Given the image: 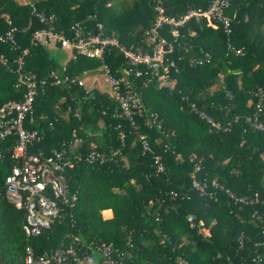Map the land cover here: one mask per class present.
I'll return each mask as SVG.
<instances>
[{"label": "trees", "instance_id": "trees-1", "mask_svg": "<svg viewBox=\"0 0 264 264\" xmlns=\"http://www.w3.org/2000/svg\"><path fill=\"white\" fill-rule=\"evenodd\" d=\"M21 1L25 0H0V34L15 28L14 39L20 47L0 43V61L6 62H0L6 68L0 74V106L23 97L24 89L14 86L17 61L22 57L24 75L36 74L47 81L33 104V123L26 125L41 136L29 152L49 155L54 149L67 150L73 166L66 176L77 201L74 208L63 206L59 221L39 236L27 237L22 228L25 211L15 208L4 193L5 177L17 165L12 157L16 139L9 136L1 141L0 263H22L27 246L40 255L72 246L80 258H87L85 264H107L97 250L105 244L119 264H180L179 259L186 264H239L255 257L264 264V131L252 127L255 117L264 124V98L257 112L255 95L258 88L264 90V1L234 0L228 10L236 11L240 20L230 37L233 48L241 50L239 55L228 50L221 27L213 29L205 19L186 24L170 56L180 58V72L172 75L176 86L158 89L155 82H136L143 117H134V125L114 116L115 102L105 93L51 84L52 71L58 76H78L82 70L97 69L100 62L77 56L58 65L43 44L32 42L34 32L47 27L32 15V9L52 18L54 31L65 37L75 23L94 30L98 22L120 46L145 50L150 49L145 32L157 17L155 6L160 0ZM209 1L161 3L167 16L178 17L190 7L206 8ZM163 34L172 41L168 29ZM24 49L28 53L23 56ZM201 50L212 54L211 64L190 67L188 61L198 58ZM108 51L105 62L111 74L119 77L125 60L116 48ZM183 97L223 127L230 123L229 131L210 129L189 114ZM150 114L162 122L163 131L145 124ZM136 129L161 157L164 173L156 174L152 156L142 153ZM91 144L104 154L102 163L74 159L87 155ZM196 166L198 180H216L238 196L256 193L260 202L236 204L222 192L209 198L192 190ZM105 210H111V219H103ZM190 215L196 217L194 227L187 222Z\"/></svg>", "mask_w": 264, "mask_h": 264}, {"label": "built area", "instance_id": "built-area-1", "mask_svg": "<svg viewBox=\"0 0 264 264\" xmlns=\"http://www.w3.org/2000/svg\"><path fill=\"white\" fill-rule=\"evenodd\" d=\"M233 1L210 0L206 8L190 7L178 17L167 16L161 0L158 1L155 6L157 17L145 32V42L150 47V49L145 50H132L120 46L117 39L108 36L102 24L98 22L95 23L94 30L87 29L85 25L80 23H75L69 29V37H65L63 34L54 31L51 24L52 18H46L44 15L37 13L35 9H32V15L47 26L34 32L32 42L44 45H60V48L71 51L73 60L77 56L98 60L100 62L102 80L110 87L112 99L116 105L114 116L128 120L134 125V117H143V105L134 88V84L141 82L143 85H147L155 82L162 87L169 88L170 83L174 79L172 75L180 72L177 64L180 58L175 60L170 57L173 53L174 43H177L183 37L181 31L190 21L205 19L208 26L213 29L221 27L227 38L228 50L236 55L242 53L241 50L234 49L230 43L232 28L240 21L236 11L228 13ZM165 28L168 29L172 41L168 40L163 34ZM14 33L15 28H11L6 33L0 34V43L11 44L14 49L20 50L14 39ZM111 47L116 48L125 60V67L119 77L111 74L105 62V56ZM21 52L24 56L28 53V50L24 49ZM1 62L6 63L5 61ZM188 62L190 67L205 66L211 64L212 54L201 50L198 58L190 59ZM17 63V79L14 86L24 89L23 97L19 101H7L0 106V142L9 136L15 137L16 143L12 157L17 160V165L5 177L4 193L5 198L15 208L25 211V220L22 228L26 236L36 237L44 229L59 221L63 206L74 208L77 196L70 192L68 185L66 170L73 166V162L64 147L60 150H52L49 155L43 152H29V147L39 142L41 136L37 130L29 129L26 125L33 123V104L38 92L47 86V81L36 74L24 75L21 72L23 66L22 57L18 59ZM49 78L52 80L51 84L53 86L69 89L77 85L87 90L84 82L78 76H58L56 72L52 71L49 74ZM255 95L258 96L259 100L256 110L260 112L264 90L258 88ZM182 99L187 104L189 114L197 116L210 129L229 131L230 123L223 127L188 97H183ZM75 116L79 117L77 112ZM146 120L145 124L147 126H155L156 129L163 131L162 122L156 115L150 114ZM247 120L251 121L250 118ZM252 127L255 131H264V124L258 122L257 117L252 121ZM137 129L134 131V135L139 141L142 153L152 156L153 169L156 174L164 173L165 167L161 157L154 153L147 136L138 132ZM79 142L80 140L76 141L74 145ZM73 149H76V147ZM111 154L115 156L117 152L112 151ZM74 159L84 161L87 164H94L102 163L105 157L103 153L97 150L96 145L91 144L87 155L83 157L82 155H76ZM198 170L199 166H196L194 173H192L191 189L198 191L201 195L212 198L217 192H222L236 204L255 205L260 202L256 193L238 196L216 180H198L195 175ZM171 197L176 199L177 194L172 193ZM195 221V215L187 217V222L191 227L195 226ZM262 234L264 235V230ZM97 250L106 259L107 264H119L117 263L118 261L111 258L110 253L112 250L110 246L102 244L97 246ZM86 259L85 256L80 258L72 246L42 255L36 254L33 247L27 246L23 261L19 264H68V262L85 264ZM88 262H91V259ZM260 262L261 258L255 257L250 263L241 262L239 264H260ZM179 263L186 264L182 263L180 259ZM0 264L8 263L2 261Z\"/></svg>", "mask_w": 264, "mask_h": 264}, {"label": "crops", "instance_id": "crops-1", "mask_svg": "<svg viewBox=\"0 0 264 264\" xmlns=\"http://www.w3.org/2000/svg\"><path fill=\"white\" fill-rule=\"evenodd\" d=\"M44 45V44H43ZM45 47H58L59 45H55V44H48V45H44ZM67 52H68V59L67 61L63 64V65H60V66H64L66 65V63H68L70 60H73L72 59V53L71 51L65 49ZM95 75L96 74V78L95 80H92L90 79V75ZM79 79L82 80L85 84V87L87 88L88 91H92V90H98L99 92L101 93H105L106 95H108L110 98H112V92H111V89L110 87L104 83V81L102 80V73H101V70H100V67H98L97 69H91V70H82L79 75H78ZM177 84V80L176 79H173V81L170 83V86L169 88L168 87H162L158 84H156L157 88L160 89V88H168V89H173ZM170 89V90H171ZM176 112V111H173V113ZM171 113V112H170ZM172 114V113H171ZM75 144V143H74ZM73 144V145H74ZM77 145H74L72 146V148L76 147ZM113 216L111 210H105L102 212V217L103 219L107 220V219H111Z\"/></svg>", "mask_w": 264, "mask_h": 264}, {"label": "rangeland", "instance_id": "rangeland-1", "mask_svg": "<svg viewBox=\"0 0 264 264\" xmlns=\"http://www.w3.org/2000/svg\"><path fill=\"white\" fill-rule=\"evenodd\" d=\"M127 3H129L130 2V0H125ZM24 2L26 3V2H29V1H21V3H23L24 4ZM47 48V51L51 54V55H53L56 59H57V63H58V65H63L66 61H67V59H68V52L65 50V49H63V48H60V47H54V46H52V47H46ZM1 62V61H0ZM2 64H5L4 62H1ZM5 66H1L0 67V74H2V73H4V72H6L5 71V69L6 68H4ZM9 70V69H8ZM10 71V70H9ZM88 77H90V79H92V80H95V78L97 77L96 76V74L95 75H90V76H88ZM1 97H3V93H2V91L0 90V98ZM59 104V103H58ZM202 225H203V223H201ZM209 228H205L204 229V233L205 234H209ZM203 233V234H204Z\"/></svg>", "mask_w": 264, "mask_h": 264}]
</instances>
